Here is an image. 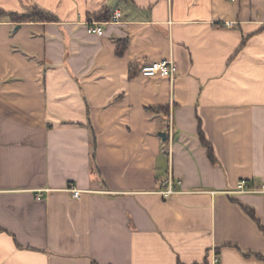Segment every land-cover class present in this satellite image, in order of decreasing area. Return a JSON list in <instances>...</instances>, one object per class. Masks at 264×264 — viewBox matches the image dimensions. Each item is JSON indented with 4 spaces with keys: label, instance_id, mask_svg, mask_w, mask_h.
Listing matches in <instances>:
<instances>
[{
    "label": "crops",
    "instance_id": "0c3cea01",
    "mask_svg": "<svg viewBox=\"0 0 264 264\" xmlns=\"http://www.w3.org/2000/svg\"><path fill=\"white\" fill-rule=\"evenodd\" d=\"M32 5L0 15V264H264V0H0Z\"/></svg>",
    "mask_w": 264,
    "mask_h": 264
},
{
    "label": "trees",
    "instance_id": "16d2710c",
    "mask_svg": "<svg viewBox=\"0 0 264 264\" xmlns=\"http://www.w3.org/2000/svg\"><path fill=\"white\" fill-rule=\"evenodd\" d=\"M0 15L7 16L11 21H14L16 23H25L29 21H55L57 20L56 15H54L52 12L45 10L37 5H32L29 9H27L24 12L6 11V10L0 9ZM93 16L99 20H106V19L110 20L112 18V16L106 9L93 14ZM126 47H127V43L121 44V42H119L117 53L122 54ZM154 109L159 111L160 109L164 110L165 107H157ZM198 133H199L202 144L205 145L207 148V153H208L210 160L213 163H216L218 159L215 155L214 147L211 144V142L206 138L205 132L202 129L201 122L199 123ZM239 205L247 213V215L256 223L259 230L264 234V226L261 224L260 219L257 217L255 210L241 203H239ZM228 245L237 247V245L235 244L233 245L231 243H229ZM245 255L246 256L250 255V252H246ZM257 255L264 258V255L260 253H258ZM94 264H98V263L94 262Z\"/></svg>",
    "mask_w": 264,
    "mask_h": 264
},
{
    "label": "built area",
    "instance_id": "2783aa9c",
    "mask_svg": "<svg viewBox=\"0 0 264 264\" xmlns=\"http://www.w3.org/2000/svg\"><path fill=\"white\" fill-rule=\"evenodd\" d=\"M121 16V12L116 10L114 13V19H118ZM87 31L89 33H95L98 35H103L104 30L97 22H91ZM178 72V67L173 59L149 62L143 65L140 69V74L142 76H161V77H174ZM180 184L179 180H176L171 175L163 183V189L160 191L165 196H170L176 193V187ZM251 183L247 180H241L237 184L236 192H249L254 191V188L250 185ZM68 190L72 192L74 197H80L81 190L77 189L74 185H70ZM212 264H220L221 259L217 254L212 256Z\"/></svg>",
    "mask_w": 264,
    "mask_h": 264
},
{
    "label": "water",
    "instance_id": "95a60500",
    "mask_svg": "<svg viewBox=\"0 0 264 264\" xmlns=\"http://www.w3.org/2000/svg\"><path fill=\"white\" fill-rule=\"evenodd\" d=\"M162 138H163V140H167L168 139V135H167V133L166 132H160V134H159Z\"/></svg>",
    "mask_w": 264,
    "mask_h": 264
}]
</instances>
